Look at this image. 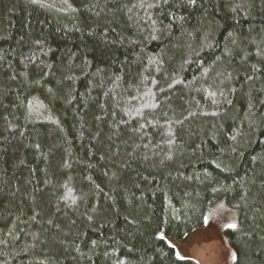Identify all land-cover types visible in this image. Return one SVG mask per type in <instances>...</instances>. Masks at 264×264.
<instances>
[{
    "label": "trees",
    "instance_id": "16d2710c",
    "mask_svg": "<svg viewBox=\"0 0 264 264\" xmlns=\"http://www.w3.org/2000/svg\"><path fill=\"white\" fill-rule=\"evenodd\" d=\"M0 0V264H198L218 205L264 264V0Z\"/></svg>",
    "mask_w": 264,
    "mask_h": 264
},
{
    "label": "rangeland",
    "instance_id": "374dc122",
    "mask_svg": "<svg viewBox=\"0 0 264 264\" xmlns=\"http://www.w3.org/2000/svg\"><path fill=\"white\" fill-rule=\"evenodd\" d=\"M65 5L67 0H40ZM237 210L218 205L209 214L204 227L181 240L169 239L179 253L189 256L198 264H236L226 232L237 224Z\"/></svg>",
    "mask_w": 264,
    "mask_h": 264
}]
</instances>
